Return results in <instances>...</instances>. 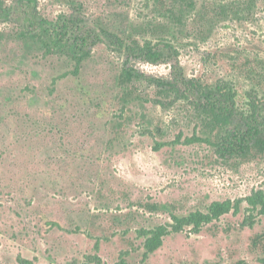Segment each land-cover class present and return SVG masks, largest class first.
I'll list each match as a JSON object with an SVG mask.
<instances>
[{
    "label": "rangeland",
    "instance_id": "374dc122",
    "mask_svg": "<svg viewBox=\"0 0 264 264\" xmlns=\"http://www.w3.org/2000/svg\"><path fill=\"white\" fill-rule=\"evenodd\" d=\"M38 35L78 39V75ZM131 39L163 60L144 61ZM129 50L146 78L121 86ZM152 77L231 90L264 129V0H0V264H262L264 216L245 198L264 189V153L184 143L206 129L185 87L160 100ZM224 199L239 213L144 257L138 229Z\"/></svg>",
    "mask_w": 264,
    "mask_h": 264
},
{
    "label": "trees",
    "instance_id": "16d2710c",
    "mask_svg": "<svg viewBox=\"0 0 264 264\" xmlns=\"http://www.w3.org/2000/svg\"><path fill=\"white\" fill-rule=\"evenodd\" d=\"M162 29L166 32L164 27ZM38 38L46 53H54L57 51L55 50L57 48L58 50L59 48L66 49L67 56L73 61V68L69 72L72 75H78L82 62L89 56V50L80 47L78 39H75L68 47L63 39H61L63 37L44 38L43 35H38ZM130 42L132 49L135 47L140 49L141 53L139 54L144 61L157 63L163 60L165 51L155 49V45H152L151 42L146 41L142 45L136 39H131ZM166 48H171L170 44ZM134 56L136 54L132 50H129L122 63L118 79L121 86H127L146 78L132 64ZM148 81L156 88L160 100L169 98L172 94L180 93L181 87H185L184 93H182L183 98L190 101L189 106L194 110L200 123L206 129L208 136L192 135L186 137L184 143L202 142L214 145L224 156L227 154L229 156L248 158L264 153V129L258 121L259 114L255 109L248 116L239 113L235 106V94L231 90L210 86L202 82L200 78H190L184 82H180L177 79L152 77ZM237 117L240 118V123ZM223 131H225V136L217 139L216 133H223ZM245 203L249 211H256L257 215L264 216V189L256 190L248 195L245 198ZM240 204L241 201L239 200H215L205 210L196 209L181 216L170 213L171 222L156 225L150 229H138L139 236L144 239V257L157 250L162 245L166 236L183 232L186 229L191 233L197 234L205 226L218 221L224 215L239 213ZM147 206L152 211L158 210L156 203H150ZM253 244H259L264 250V232L254 237ZM260 262L264 264V257L260 259ZM116 264L127 263L123 257H120ZM237 264L245 263L238 262Z\"/></svg>",
    "mask_w": 264,
    "mask_h": 264
}]
</instances>
